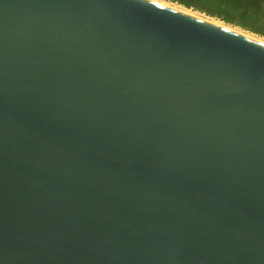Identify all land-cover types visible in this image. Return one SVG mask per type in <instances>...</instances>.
<instances>
[{
	"label": "water",
	"instance_id": "water-1",
	"mask_svg": "<svg viewBox=\"0 0 264 264\" xmlns=\"http://www.w3.org/2000/svg\"><path fill=\"white\" fill-rule=\"evenodd\" d=\"M0 264H264V42L0 0Z\"/></svg>",
	"mask_w": 264,
	"mask_h": 264
},
{
	"label": "trees",
	"instance_id": "trees-1",
	"mask_svg": "<svg viewBox=\"0 0 264 264\" xmlns=\"http://www.w3.org/2000/svg\"><path fill=\"white\" fill-rule=\"evenodd\" d=\"M264 36V0H166Z\"/></svg>",
	"mask_w": 264,
	"mask_h": 264
},
{
	"label": "bare ground",
	"instance_id": "bare-ground-1",
	"mask_svg": "<svg viewBox=\"0 0 264 264\" xmlns=\"http://www.w3.org/2000/svg\"><path fill=\"white\" fill-rule=\"evenodd\" d=\"M154 1H157V2H159V3L165 4V5H168V6H171V7L175 8V9H178V10H180V11H183V12H186V13H188V14L194 15V16H196V17H200V18L206 19V20H208V21H211L212 23L222 25V26L227 27V28H229V29H231V30H234V31H236V32H238V33L244 34V35H246V36H248V37H252V38H254V39H257V40H259V41L264 42V40H262L263 37H262V39H261V38H259V36H256L255 34H252L251 32H248V31H245V30H243V29H239V28H237L238 26L236 27V26L228 25V24H226V23H223V22L220 21V20H216V19L213 18V17H208V15H207V16H204V15L198 13V12H195V11H192L191 9H188V8H186V7H183V6L180 5V4L172 3V2H169V1H166V0H154Z\"/></svg>",
	"mask_w": 264,
	"mask_h": 264
},
{
	"label": "rangeland",
	"instance_id": "rangeland-1",
	"mask_svg": "<svg viewBox=\"0 0 264 264\" xmlns=\"http://www.w3.org/2000/svg\"><path fill=\"white\" fill-rule=\"evenodd\" d=\"M184 7V6H183ZM188 9H190V8H188ZM192 11H195V12H198V13H200V14H202V15H204V16H207L206 14H204V13H202V12H199V11H196V10H193V9H191ZM208 17H210V16H208ZM213 18H215V17H213ZM216 19V18H215ZM216 20H219V19H216ZM220 21H222V20H220ZM223 22V21H222ZM223 23H225V22H223ZM226 24H228V23H226ZM228 25H231V24H228ZM232 26H234V25H232ZM237 27V26H236ZM237 28H239V29H242L241 27H237ZM244 30V29H243ZM245 31H247V30H245ZM249 32V31H248ZM252 34H254V33H252ZM256 36H259V38H261L262 39V37H263V39L262 40H264V36H260V35H257V34H255Z\"/></svg>",
	"mask_w": 264,
	"mask_h": 264
}]
</instances>
